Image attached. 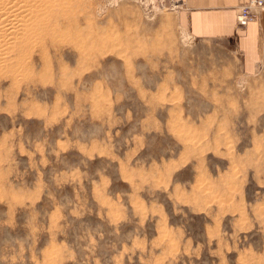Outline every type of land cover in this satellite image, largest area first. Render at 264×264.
Wrapping results in <instances>:
<instances>
[{
    "label": "rangeland",
    "instance_id": "1",
    "mask_svg": "<svg viewBox=\"0 0 264 264\" xmlns=\"http://www.w3.org/2000/svg\"><path fill=\"white\" fill-rule=\"evenodd\" d=\"M56 3L0 57V264H264V65L173 0Z\"/></svg>",
    "mask_w": 264,
    "mask_h": 264
},
{
    "label": "crops",
    "instance_id": "2",
    "mask_svg": "<svg viewBox=\"0 0 264 264\" xmlns=\"http://www.w3.org/2000/svg\"><path fill=\"white\" fill-rule=\"evenodd\" d=\"M178 4L179 24L199 40L232 43L242 70L256 73L264 65V11L245 28H237L238 11L248 0H173Z\"/></svg>",
    "mask_w": 264,
    "mask_h": 264
},
{
    "label": "bare ground",
    "instance_id": "3",
    "mask_svg": "<svg viewBox=\"0 0 264 264\" xmlns=\"http://www.w3.org/2000/svg\"><path fill=\"white\" fill-rule=\"evenodd\" d=\"M76 25L56 0H0V57L6 55L4 63L22 66L32 56L34 43L54 45L68 37L64 28Z\"/></svg>",
    "mask_w": 264,
    "mask_h": 264
},
{
    "label": "built area",
    "instance_id": "4",
    "mask_svg": "<svg viewBox=\"0 0 264 264\" xmlns=\"http://www.w3.org/2000/svg\"><path fill=\"white\" fill-rule=\"evenodd\" d=\"M264 11V0H248V4L238 11L237 28L243 29Z\"/></svg>",
    "mask_w": 264,
    "mask_h": 264
}]
</instances>
